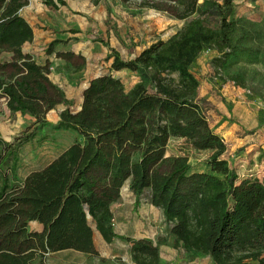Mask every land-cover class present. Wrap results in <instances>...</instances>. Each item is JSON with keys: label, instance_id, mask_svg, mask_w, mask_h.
<instances>
[{"label": "trees", "instance_id": "16d2710c", "mask_svg": "<svg viewBox=\"0 0 264 264\" xmlns=\"http://www.w3.org/2000/svg\"><path fill=\"white\" fill-rule=\"evenodd\" d=\"M27 2L0 0V98L10 114L32 120L14 142L0 140V264H42L63 250L97 255L94 231L106 243L116 236L111 205L126 182L136 201L148 191L150 203L171 224L173 245L187 254L208 256L213 264H264V180L239 177L230 167L223 156L226 144L202 112L199 81L190 70L206 47L219 54L220 68L239 59L259 61L246 32L226 17L232 0H223L225 10L215 27L204 22L207 10H199V0H140L185 20L129 59L108 48L111 70L139 72L151 90L143 80L125 90L112 73L98 74L82 89L76 111L49 77V64H38L22 49L33 38L20 14ZM42 2L55 6L54 0ZM56 56L73 72L85 65L81 55L70 51ZM230 77L244 85L238 74ZM59 105L57 118L49 120L48 112ZM45 129L75 135L41 171L21 182L17 152L31 141H45ZM173 136L194 149L211 150L208 171H190L184 155H165ZM30 220L42 223L43 230L30 231ZM127 240L132 264H160L162 240Z\"/></svg>", "mask_w": 264, "mask_h": 264}, {"label": "rangeland", "instance_id": "374dc122", "mask_svg": "<svg viewBox=\"0 0 264 264\" xmlns=\"http://www.w3.org/2000/svg\"><path fill=\"white\" fill-rule=\"evenodd\" d=\"M61 1L55 0V6L50 7L40 0H31L23 14L35 32L46 31L66 38L41 43L42 54L38 55L48 53L53 42L69 43L83 52L87 64L81 72H69L61 65L54 69L60 78L65 79V90L73 107L79 103L80 84L94 74L112 73L121 80L125 90L143 80L151 90L148 79L139 72L111 70V59H105L108 48L114 49L121 58L129 59L150 42L165 39L180 29L185 20L173 19L164 12L140 4V0ZM199 1V10H207L204 22L215 27L225 10L223 0ZM226 17L235 19L239 28L246 32V43L258 50L259 61L239 59L220 68L215 62L219 54L206 47L190 65V70L199 81L202 112L210 128L214 132L219 130L217 134L226 144L223 156L230 167L242 172L243 176L264 180V141L258 142L264 134V0H232ZM50 18L55 24L48 21ZM234 74L243 79V86L232 80L230 76ZM55 114L57 111L50 112L47 118L54 120ZM31 122L28 116L11 115L3 99L0 100L2 142H14ZM44 132L48 137L45 141H31L17 152L16 175L21 182L32 172L41 171L46 166L43 164L68 145L75 135L71 131L45 129ZM210 154L211 150L194 149L184 138L176 136L169 138L165 148V155L186 156L190 171H208ZM243 163L244 167L240 168ZM121 192L118 201L111 205L117 232L115 241L106 244L94 231L97 255L69 250L50 255L42 264H132L127 239L136 237L150 238L155 242L162 240L160 264H213L208 256L189 255L173 245V237L169 235L171 224L165 221L161 209L150 203L147 190L137 201L128 189L123 188ZM32 221L37 220H30L29 227Z\"/></svg>", "mask_w": 264, "mask_h": 264}, {"label": "crops", "instance_id": "0c3cea01", "mask_svg": "<svg viewBox=\"0 0 264 264\" xmlns=\"http://www.w3.org/2000/svg\"><path fill=\"white\" fill-rule=\"evenodd\" d=\"M40 1H42V0H40ZM31 2V0H28V2H27V4L26 5H24L23 7H22V9L20 10V14L25 18V20L29 23V21L26 19V17H25V15L23 14L24 13V10H25V8H27V6H28V4ZM54 2H55V0H54ZM46 6V5H45ZM54 9V8H53ZM52 19L53 18H50L48 21H50V23L51 24H55V21H52ZM29 25L31 26V24L29 23ZM31 28H32V26H31ZM32 31H33V38H32V40L30 41V42H26V43H24L23 44V46H22V49H23V51L24 52H26V53H29L31 56H32V58L38 63V64H45L46 62L49 64V68H50V72H49V77L51 78V80L53 81V82H55V83H57L59 86H61L62 88H63V90H64V92H65V94H66V96H67V98L68 99H71L70 98V96H68V93L66 92V90H65V79L64 78H60L59 76H58V74H56V72H55V67L56 66H58V65H61L62 67H63V69H66V70H68L69 72H73L70 68H65V64H66V61L63 59V58H61V57H59V56H56V52H67V51H70V52H73L74 54H79V55H81L84 59H85V56H84V54H83V52L80 50V48L79 47H75V46H70L69 45V43H64V44H61V42H59V43H56L54 46H53V50L50 52V53H45V52H43V55H38V54H42L41 52H40V49H41V43L42 44H45V43H47V42H49V41H51L52 39H58V40H61L62 41V39H66V38H64V37H62V36H59V35H56V34H52V33H50V32H46V31H43V32H41V33H37V32H35L34 31V29L32 28ZM69 42V41H68ZM151 43V42H150ZM148 45V44H147ZM143 48V47H142ZM142 48H141V50H142ZM107 50V49H106ZM86 64H87V62H86V59H85V65H84V67L81 69V70H79V71H76V72H73V73H79V72H81L85 67H86ZM96 75H98V74H94V75H90L82 84H80V87H79V93H78V95H79V103L75 106V107H73V105H72V109L74 110V111H76V110H78L79 109V107H80V103H81V91H82V89L87 85V83H88V81H89V79L90 78H92L93 76H96ZM3 98H0V100H2ZM3 104H4V106H5V101H4V99H3ZM63 108V106L62 105H59L57 108H56V110L54 109V110H51L50 112H54V111H59V110H61ZM50 112H48V114L50 113ZM11 115H13V116H18V115H20L19 113H13V114H11ZM57 118V114H55V119ZM54 119V120H55ZM218 131L219 130H216V133H218ZM65 132H69V131H65ZM263 136H264V134H263ZM261 137L260 138V140H258V142H261V141H264V137ZM247 141V140H246ZM249 141V140H248ZM67 146V145H66ZM62 150V149H61ZM60 150V151H61ZM60 151H58L57 153H56V155H54L53 157H51L46 163H44L43 165H46L51 159H53L55 156H57L59 153H60ZM242 166V167H241ZM240 168H243L244 167V163H243V165H240L239 166ZM263 167V166H262ZM236 171V173L238 174V176L239 177H242L243 176V173L242 172H240V171H238V170H235ZM264 172V171H263ZM25 177V175L22 177V178H24ZM262 180V179H261ZM128 189V183L126 182L124 185H123V187H122V189ZM122 189H121V191H122ZM129 190V189H128ZM129 192H130V194H132V192L129 190ZM122 193V192H121ZM133 195V194H132ZM133 197H135L134 195H133ZM118 201V200H117ZM116 201V202H117ZM115 203V202H114ZM113 203V204H114ZM112 210V209H111ZM112 224H113V231H114V233L115 234H117V232L115 231V229H114V216H113V219H112ZM28 229L30 230V231H33V232H41L42 230H43V225L41 224V223H39V222H37V221H32L31 222V224H30V227H29V225H28ZM98 235V234H97ZM99 237H100V235H98ZM101 238V237H100ZM136 238H139V237H136ZM102 239V238H101ZM115 239H116V237H114L113 239H112V241L110 242V243H106L103 239H102V241H104L106 244H111L113 241H115ZM95 244V243H94ZM129 245H130V243L128 242V253H129ZM95 247H96V245H95ZM96 249H97V247H96ZM63 251H69V250H63ZM63 251H58V252H55V253H60V252H63ZM97 251H98V249H97ZM55 253H52V254H55ZM52 254H50V255H52ZM49 255V256H50Z\"/></svg>", "mask_w": 264, "mask_h": 264}, {"label": "built area", "instance_id": "2783aa9c", "mask_svg": "<svg viewBox=\"0 0 264 264\" xmlns=\"http://www.w3.org/2000/svg\"><path fill=\"white\" fill-rule=\"evenodd\" d=\"M223 140V139H222ZM224 141V140H223Z\"/></svg>", "mask_w": 264, "mask_h": 264}]
</instances>
